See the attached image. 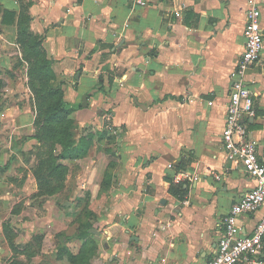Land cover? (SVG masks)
<instances>
[{
	"label": "crops",
	"instance_id": "crops-1",
	"mask_svg": "<svg viewBox=\"0 0 264 264\" xmlns=\"http://www.w3.org/2000/svg\"><path fill=\"white\" fill-rule=\"evenodd\" d=\"M251 4L264 37V0H150L142 6L132 0H0V19L3 9L14 10L15 20L26 15L30 31L41 36L65 100L76 105L87 96L88 104L74 113L78 126L98 120L118 140L113 153L89 148L82 159L87 167L63 192L33 200L39 189L29 167L36 145L28 73H5L9 60L0 53L6 100L0 106V166H24L20 172L0 170V187L13 192L0 200L9 197L12 204L17 198L24 209L38 210L30 222L44 239L29 264H208L222 217L255 183L227 159L221 138L229 74L245 46ZM16 37V22L0 21L1 47L8 45L28 68ZM246 82L254 107L246 130L262 151L264 48ZM110 160L115 175L104 188L100 180ZM175 170L198 179L177 188ZM81 200L89 214L69 211ZM263 214L264 206L242 213L240 232L250 233ZM22 221L14 225L26 233ZM255 261L264 264V248L235 264Z\"/></svg>",
	"mask_w": 264,
	"mask_h": 264
},
{
	"label": "built area",
	"instance_id": "built-area-1",
	"mask_svg": "<svg viewBox=\"0 0 264 264\" xmlns=\"http://www.w3.org/2000/svg\"><path fill=\"white\" fill-rule=\"evenodd\" d=\"M149 1L132 0V3L142 6ZM243 35L244 49L229 74V95L221 138L227 159L241 165L255 183L222 217V233L208 264H235L241 259L248 260L249 256L264 248V214L250 233L242 234L238 223L242 213L254 212L264 206V149L258 150L257 142L248 136L245 124V118L254 115L253 93L247 85L246 74L248 69L258 64L264 48L259 12L254 4L246 10ZM167 166L171 167L172 163ZM171 177L175 185L198 179V175L187 170H175Z\"/></svg>",
	"mask_w": 264,
	"mask_h": 264
},
{
	"label": "rangeland",
	"instance_id": "rangeland-1",
	"mask_svg": "<svg viewBox=\"0 0 264 264\" xmlns=\"http://www.w3.org/2000/svg\"><path fill=\"white\" fill-rule=\"evenodd\" d=\"M3 40H0V53L2 54V57H6L7 60V69L10 68L8 71L5 73H8L12 75L15 71V74L17 75L20 73V71L23 72L27 71V66L23 67L21 60L19 58V55L17 56L16 52L12 53V49L8 45H6L4 48L1 47V44ZM16 51V49H15ZM14 55L17 56V59L14 58ZM2 65H5V63L1 60L0 61ZM22 65V67H21ZM25 68V69H24ZM3 70L0 67V78L2 79L4 83V75H3ZM56 80V79H55ZM0 92H4V85L0 88ZM32 93V92H31ZM7 95V93H6ZM63 99H67V94L66 91H62ZM17 96V94H15ZM5 99L1 97L0 95V106L5 105V102L3 100ZM31 106L33 109L32 116H33V125H32V134L38 130V116H39V123H42V113L41 111L37 110V104L35 105V94H31ZM67 101V100H65ZM68 102V101H67ZM70 103V102H68ZM88 104V102H87ZM86 104V105H87ZM76 105H79L73 110L69 115V119L72 120L73 122V129L72 131L74 132V136L78 140L80 137H90L92 138L89 148L93 150L94 148L96 151H105L107 153H113L116 149L115 144L117 143L116 135H115V130L113 129H106L104 125L98 121L95 120L93 123H91L88 127H79L78 126V121L76 120L74 113L77 110V108H80L82 106V99H78V103ZM85 107V106H84ZM32 137V135H31ZM33 138V137H32ZM35 145L38 144V147H35L34 150H32L31 154V164H30V169L32 171V174L34 175V170L39 169V170H46L48 169L49 162H46L45 164L42 165L41 160L44 158H47L49 156V153L55 154L61 149V145L55 141L56 137L52 136L50 139L48 138V135L46 133L43 134V137L38 141L35 138ZM88 148V151H89ZM87 151V152H88ZM86 152V154H87ZM6 153H8L9 156V151L7 150ZM23 154V153H22ZM110 156H113L110 154ZM12 158V157H11ZM84 156H80L77 158L71 159H61L58 160L59 163L63 165V171L62 174L56 177L53 175V178H51L50 181H53V187L58 186L59 189L53 193H57L60 191L63 192V189L60 190L61 186H65V184L70 183L72 184L74 182L75 177L82 172L87 166H86V161H83L82 159ZM72 161V162H69ZM13 164V162H12ZM21 168H24L23 165H18V166H11V164L8 163V161L4 162L2 167L0 166V170H2L3 174L7 173L9 170L10 172H20L22 171ZM115 162L110 160L107 164L106 169L103 171V175L100 180V184L105 188L109 187L112 184V178L115 175L114 174V169H115ZM12 177V176H11ZM9 177V180L11 179ZM15 178H19L15 177ZM5 180V177L3 178V181ZM15 180V179H13ZM50 188V187H48ZM51 191L49 193L47 192H34L31 197L33 200L36 199H42L45 196H49L53 194ZM0 194L1 195H12V191H7V188L2 186L0 187ZM9 195V196H10ZM43 195V196H42ZM15 196L18 197V193L15 192ZM17 198L14 199L12 204H9V197L8 198H3L0 200V264H29L28 261L32 257L35 256V253L41 248V245L43 244V233L38 232L39 228H37L39 225L35 223H31V219L34 220L36 216H38V210L35 207H30L27 209H24V206L22 205V201H16ZM62 199L63 201L69 199V195L66 193L62 194ZM16 201V202H15ZM69 201V200H68ZM82 200L77 202L75 208H72V210H69L73 212L74 214H89L91 210H89L87 207L80 208L79 205H81ZM60 206L61 203H60ZM61 207H59V210H53L55 213V218L60 217V214H58ZM23 210V213L20 215V212ZM26 210V211H24ZM43 211V210H42ZM46 211V210H45ZM52 211V210H51ZM51 214L49 213L48 216ZM22 218L26 219V224L25 228L27 229V232L21 231V229H18L17 226L14 225L15 223H20L23 222ZM46 225L43 227L45 228ZM79 225H77V228ZM42 228V229H43ZM51 232L54 231V227H51L49 229ZM25 234H28L25 236ZM62 235H65L64 231L60 232L56 237H59L61 239ZM68 235V234H67ZM25 237V238H24ZM69 237V236H67ZM47 242H45L46 246ZM32 260V259H31Z\"/></svg>",
	"mask_w": 264,
	"mask_h": 264
},
{
	"label": "trees",
	"instance_id": "trees-1",
	"mask_svg": "<svg viewBox=\"0 0 264 264\" xmlns=\"http://www.w3.org/2000/svg\"><path fill=\"white\" fill-rule=\"evenodd\" d=\"M0 21L2 24L16 22V39L20 44L23 58L28 62V84L32 94H35L37 110L42 113V123H39L38 116V130L32 134V137L39 141L46 133L49 139L52 136L56 137L55 141L62 146L60 151L55 154L50 152L47 158L41 160L42 165L49 162L47 171L36 168L34 170L39 192L41 191L44 194V192L49 193L51 191L53 193L59 187H53V181L50 180L53 175L58 177L63 171V165L58 160L84 156L88 151L92 138L80 137L77 140L74 136L72 131L74 125L68 115L79 105L68 103L63 99L61 83L55 80L51 60L47 57L45 49L41 45V36L30 31L27 16L23 15L15 20L14 10L3 9ZM3 85L4 83L0 78V88ZM36 147H38V144ZM180 185H176L177 188H180ZM88 228L89 226L81 233V238L89 234Z\"/></svg>",
	"mask_w": 264,
	"mask_h": 264
},
{
	"label": "water",
	"instance_id": "water-1",
	"mask_svg": "<svg viewBox=\"0 0 264 264\" xmlns=\"http://www.w3.org/2000/svg\"><path fill=\"white\" fill-rule=\"evenodd\" d=\"M78 78V74H76L75 75V79H77ZM87 96L86 95H83L82 96V105H86L87 104ZM91 231L93 232V233H95V234H97V230H95V229H91Z\"/></svg>",
	"mask_w": 264,
	"mask_h": 264
}]
</instances>
